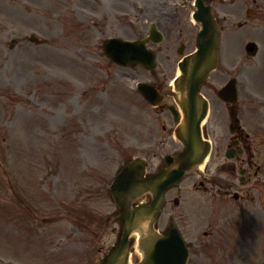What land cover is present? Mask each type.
<instances>
[{"label":"rangeland","instance_id":"rangeland-1","mask_svg":"<svg viewBox=\"0 0 264 264\" xmlns=\"http://www.w3.org/2000/svg\"><path fill=\"white\" fill-rule=\"evenodd\" d=\"M138 9V0H0V264H102L122 235L112 180L130 158L154 155L152 171L161 165L172 141L137 90L149 73L116 65L101 44L139 38ZM253 23L222 48L225 67L238 58V111L253 156L225 159L233 137L213 95L207 178L188 173L157 220L162 232L176 223L188 264H264V23ZM31 34L45 42H28ZM251 39L262 49L250 59ZM223 69L206 83L220 88L230 76ZM241 165L259 177L242 186Z\"/></svg>","mask_w":264,"mask_h":264},{"label":"water","instance_id":"water-1","mask_svg":"<svg viewBox=\"0 0 264 264\" xmlns=\"http://www.w3.org/2000/svg\"><path fill=\"white\" fill-rule=\"evenodd\" d=\"M29 41L39 43L40 41L36 36H30ZM103 49L106 54L114 61L122 65H135L141 63L146 67H153L154 61L145 58H141L138 53L140 48L135 43H127L118 39H108L103 43ZM216 44H202L200 46L199 53L192 59L187 60L185 64H182L183 77L177 83V86L183 89H192L190 94L197 95L198 85L202 79L208 74V72L216 64ZM248 50L252 52V46L249 45ZM145 89V85L142 87ZM233 91L234 82L232 81L226 89L221 90L220 96L226 100L227 94ZM144 91V90H143ZM185 112L188 110V105L183 106ZM192 111L195 106L190 105ZM196 109V108H195ZM232 132L235 131V121H237L235 102L231 109ZM188 126L195 128V134H200V121H194L193 117L187 116ZM188 146V155L184 159L183 165L172 171H165L153 178L142 180L141 175L143 173V165L141 160H133L130 164L126 165L123 171L115 179L116 181L112 187V193L121 206L120 218L124 220V234L121 242L117 246L112 247L110 253L104 258V264H128L129 256V238L132 232L143 226V223L147 222V230L143 231L142 238L140 240V249L143 251L144 258L140 263L136 264H185L188 251L183 239L174 226H171L170 230L166 234H159L154 229V223L158 212L161 209L164 202L165 188L170 184H176L186 169L193 167V165H199L204 160L206 150L200 154V157L195 158L194 151L197 149V141L192 138H186L181 136ZM170 161V159H168ZM144 183L145 189H149L154 194V199L149 205H142L135 209L132 208V200L139 197L142 190H139V186ZM144 189V188H143Z\"/></svg>","mask_w":264,"mask_h":264},{"label":"flooded vegetation","instance_id":"flooded-vegetation-1","mask_svg":"<svg viewBox=\"0 0 264 264\" xmlns=\"http://www.w3.org/2000/svg\"><path fill=\"white\" fill-rule=\"evenodd\" d=\"M138 5L142 31L140 39L148 36L152 26L158 28L163 40L160 45L154 44L157 58L168 63L179 60L180 52L193 51L191 49L197 44L202 28L200 20L214 19L221 35L225 33L226 38L232 39L235 37V26H241V20L244 26L249 24L250 12L253 17L263 14L264 19V0H138ZM168 69L163 67L162 72H152L157 94L164 96L161 105L156 108L160 117L169 115V108H177L178 105L176 94L165 88ZM199 92L207 99L212 97V88L204 86ZM237 161L241 163L240 158Z\"/></svg>","mask_w":264,"mask_h":264},{"label":"bare ground","instance_id":"bare-ground-1","mask_svg":"<svg viewBox=\"0 0 264 264\" xmlns=\"http://www.w3.org/2000/svg\"><path fill=\"white\" fill-rule=\"evenodd\" d=\"M200 168L202 169V168H204V166H203V165H201V167H200ZM136 236H137V235H136Z\"/></svg>","mask_w":264,"mask_h":264}]
</instances>
